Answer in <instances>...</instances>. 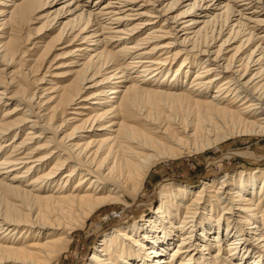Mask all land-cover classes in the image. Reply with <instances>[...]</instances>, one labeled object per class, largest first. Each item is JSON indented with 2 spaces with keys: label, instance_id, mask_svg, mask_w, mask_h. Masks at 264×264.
<instances>
[{
  "label": "bare ground",
  "instance_id": "obj_1",
  "mask_svg": "<svg viewBox=\"0 0 264 264\" xmlns=\"http://www.w3.org/2000/svg\"><path fill=\"white\" fill-rule=\"evenodd\" d=\"M139 1L0 0V34L14 25L0 39V264H59L75 230L119 205L85 264H264V165L164 179L135 212L160 161L264 134V0H192L169 16L178 0ZM41 9L56 44L77 42L58 56L76 58L69 79L47 86L32 76L51 44L20 32ZM186 13L200 18L179 26Z\"/></svg>",
  "mask_w": 264,
  "mask_h": 264
},
{
  "label": "rangeland",
  "instance_id": "obj_2",
  "mask_svg": "<svg viewBox=\"0 0 264 264\" xmlns=\"http://www.w3.org/2000/svg\"><path fill=\"white\" fill-rule=\"evenodd\" d=\"M189 1L192 0L176 1V3L173 4V6L175 7L172 10H167L166 13L167 16L175 15L181 12L185 8L186 5L185 3ZM139 2H142V0H140ZM89 4L90 2L88 3V5ZM0 7L2 6L0 5ZM11 7L12 6L5 7V9L9 10L11 9ZM47 10L48 9H41L35 11L34 14L32 15L31 20L28 21L26 24H24V26H22V29L20 30V32H22L21 35H23V32L28 34L29 37L28 41L33 42V43L28 42L26 44V46L28 47H30L32 44H34L35 46L44 45V44L46 45L48 43L51 44L50 50L47 54L45 61L42 63L41 67L35 73H33L32 76V77L40 76L45 71V74H43V78H42L43 81L38 86L41 85L47 86L48 83L46 82V80L49 79L51 80L53 79L52 80L53 82H56L57 80L63 82V80L65 81L69 79V77L71 76L70 75L71 70L74 69V67L76 66L75 61H72L75 60L76 58L73 57L72 55L68 57L58 58V56L59 55L61 56L64 51H67L70 48L77 45V42L65 47H63V45L66 42L56 44L57 40H53V35L57 33L59 25L52 18L48 20V15L46 17H43L45 12H47ZM198 12L199 11H196L195 13ZM195 13L194 14L186 13L183 17H181L178 20L179 26L182 24V22H180L182 20H187L191 17H194L195 19H199L200 16L195 15ZM3 16L4 15H1L0 17ZM161 19L162 18H160V21ZM199 25L200 23H198L196 26ZM9 26L14 27L13 23H10L8 27H5L3 30H6V33L0 34V39H3L2 36H6L9 30L8 29ZM149 26L150 25H148L147 27ZM263 30L264 28H257L254 30V33L259 35V33L262 32ZM139 33L140 32H137L136 36L139 35ZM34 51H36V49ZM28 52L31 53L32 50ZM27 54L28 53L26 52V58L30 59L31 56ZM178 61H179L178 58L172 61L171 67L175 66V64H177ZM61 63H66L70 65H59ZM48 65L49 67L47 68ZM9 69L10 68H8V70ZM30 76L31 75L24 77L27 81V87L29 89L32 88L33 86V82H31L28 79L30 78ZM9 104L10 103H8V105ZM159 108L163 111V113L170 115V117H177L179 115L185 117H192L189 114H185L183 111L182 113H177V111H175L174 109H172V107H169L168 105L159 106ZM2 112L3 109L0 110V115ZM216 125L219 126V123H217ZM221 139L222 141L218 143V146H211V148L210 147L206 148L204 149V151H198L190 155L182 154L181 156L176 158H165L164 160L160 161L157 167L152 171V174L150 175V177L146 182V187L144 190L145 193L139 197L140 207L135 210L137 218L141 213H143V215H147L152 210L153 206L155 205V202H150L149 198L152 197L153 194L155 193L157 189L156 188L157 184L164 179L173 178L176 180L194 181L195 182L194 185L197 186L200 184L202 180H204V178L210 176L208 174L220 178L224 173L226 172L231 173L232 171L237 170L239 167L252 168V167H258L260 165H264V134H260V133L253 134L251 132L249 134L246 132L241 134V131H239V133L234 132L233 135L229 136L228 138L225 137ZM230 151L246 152L249 155L254 156L256 158L255 160H250L249 158L241 157L238 155H232L229 153ZM74 180H72V182ZM260 181L261 180L257 182L256 188L258 187ZM263 188L264 187H262V189ZM194 192L195 191H193V193ZM5 201H8V196H6V191L0 187V207L4 205ZM144 207H146V210H144ZM120 208L121 205H119L115 209V211H110L109 215H107L108 217L103 215V211L95 213L96 214L95 216H97L96 218L94 217L91 218L90 220L87 221L84 227L75 230L73 233V237H71L69 248L65 252H63L60 256L59 264H85L87 256L91 253L93 248L99 243L101 237L105 235V232L108 231V229L112 228L116 219L120 218L121 216ZM143 215L141 217H143ZM175 241H177V239ZM226 242L227 241L224 242L225 247L227 245L225 244Z\"/></svg>",
  "mask_w": 264,
  "mask_h": 264
}]
</instances>
